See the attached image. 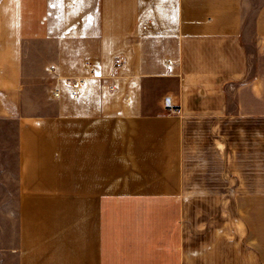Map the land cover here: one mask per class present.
<instances>
[{
  "label": "crops",
  "instance_id": "obj_1",
  "mask_svg": "<svg viewBox=\"0 0 264 264\" xmlns=\"http://www.w3.org/2000/svg\"><path fill=\"white\" fill-rule=\"evenodd\" d=\"M206 119L246 124L247 191L194 220ZM0 194L17 264H264V0H0Z\"/></svg>",
  "mask_w": 264,
  "mask_h": 264
},
{
  "label": "rangeland",
  "instance_id": "obj_2",
  "mask_svg": "<svg viewBox=\"0 0 264 264\" xmlns=\"http://www.w3.org/2000/svg\"><path fill=\"white\" fill-rule=\"evenodd\" d=\"M52 90V85L50 86ZM34 97L44 98L37 93ZM49 107V103H31V110L41 112ZM51 107V106H50ZM219 122L218 120H202L200 126L193 128L190 144L185 155V173L188 177L191 197V218L197 219L199 209H206L207 215L213 216L214 195L246 194L247 170L245 136L237 135V130L246 126L244 122ZM222 127L231 134L222 136L226 146H221V136L215 129ZM211 194L207 202L201 197ZM17 194H0V264H17L16 248L18 243Z\"/></svg>",
  "mask_w": 264,
  "mask_h": 264
},
{
  "label": "built area",
  "instance_id": "obj_3",
  "mask_svg": "<svg viewBox=\"0 0 264 264\" xmlns=\"http://www.w3.org/2000/svg\"><path fill=\"white\" fill-rule=\"evenodd\" d=\"M123 65L122 61H119L116 66L117 68H120ZM87 68L91 71V75L93 74L92 66L89 61L86 62ZM54 67L52 66L50 68V71H54ZM62 78L61 77H55L54 78V83L52 85V94L55 98H59L62 94V87L60 85ZM90 80V75L89 76H81V77H75V78H69L68 82L69 84L76 90V91H82L85 90L88 87ZM167 109L171 114H179L180 110L176 109L172 104L167 105Z\"/></svg>",
  "mask_w": 264,
  "mask_h": 264
}]
</instances>
